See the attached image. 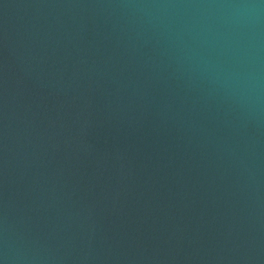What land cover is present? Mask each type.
<instances>
[{"label":"water","instance_id":"1","mask_svg":"<svg viewBox=\"0 0 264 264\" xmlns=\"http://www.w3.org/2000/svg\"><path fill=\"white\" fill-rule=\"evenodd\" d=\"M0 264H156L0 172Z\"/></svg>","mask_w":264,"mask_h":264}]
</instances>
